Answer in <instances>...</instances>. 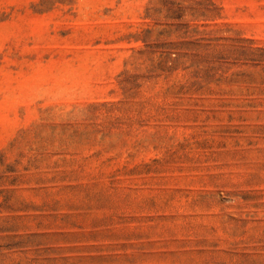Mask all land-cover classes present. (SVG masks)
Segmentation results:
<instances>
[{
  "label": "rangeland",
  "instance_id": "rangeland-1",
  "mask_svg": "<svg viewBox=\"0 0 264 264\" xmlns=\"http://www.w3.org/2000/svg\"><path fill=\"white\" fill-rule=\"evenodd\" d=\"M0 264H264V0H0Z\"/></svg>",
  "mask_w": 264,
  "mask_h": 264
}]
</instances>
